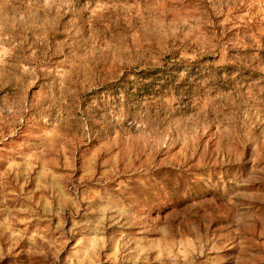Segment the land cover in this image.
I'll return each instance as SVG.
<instances>
[{
    "label": "rangeland",
    "instance_id": "374dc122",
    "mask_svg": "<svg viewBox=\"0 0 264 264\" xmlns=\"http://www.w3.org/2000/svg\"><path fill=\"white\" fill-rule=\"evenodd\" d=\"M0 264H264V0H0Z\"/></svg>",
    "mask_w": 264,
    "mask_h": 264
}]
</instances>
